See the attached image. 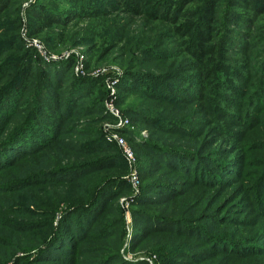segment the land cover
<instances>
[{
	"label": "trees",
	"instance_id": "16d2710c",
	"mask_svg": "<svg viewBox=\"0 0 264 264\" xmlns=\"http://www.w3.org/2000/svg\"><path fill=\"white\" fill-rule=\"evenodd\" d=\"M10 1L0 0L1 19L6 17ZM113 6L123 7L135 14L142 13L147 18L149 22L146 23L149 24V29L144 31L147 34L146 39H143L146 44L142 52L148 57L171 60L172 54L169 50L159 49L157 46L161 42L160 37L162 39L176 37L180 39L183 50L192 58L186 64V70L192 73L190 76L175 71L169 73L168 76H161L150 72L131 73L125 70L118 83L121 97L127 93H135V95L152 100L146 104L147 110L150 111L149 114L131 109L138 114L137 120L147 124L151 129V137L140 139L138 144L139 148L145 151L142 155L137 152L142 185L140 195L136 199V205H138L133 207L136 217L144 216L142 221L151 227L149 232L160 230L169 235L170 231L174 230L180 234L205 240L212 248L215 247V250L227 252L230 264H236L234 258L241 260L249 254H259L264 248L248 246L250 238L248 233L244 236H231L226 233L225 223L228 219L212 217L217 222L218 229L210 231L209 228H204L196 222V219L188 221L185 217H174L150 211L144 206L155 205L162 200L166 210L172 214L176 207L168 203L181 196V193H177V190L173 188L172 182L150 179L149 171H147L150 169L147 167L149 165V159L146 158L148 155L152 156L151 160L157 163V166H163L166 170L170 169L175 173L180 171L189 174L192 176V181L203 180L199 175L204 172L205 166H201L203 157L197 149H187L180 144L160 142L159 139L162 134L167 133L172 137L179 136L186 145L193 142L191 138L198 136L197 133L192 134L195 128L183 125L192 124L190 120L193 118H184V114L193 102L202 105L199 106L198 112L204 110L207 101V107H211L213 113L221 116L230 115L231 118L236 117L235 112L225 109L224 103L221 105L219 102L221 101L219 91L224 89V86L236 88L235 78L246 82L249 76L258 74L259 67H264V59L259 65L255 59V51L247 60L239 57L234 59V63L225 60L227 42L230 41L233 46L238 45L231 25H242L250 31L257 29L258 26L254 24L264 14V0H225L220 18L216 17L219 0H34L28 5L26 12L30 20L41 23L34 25L29 32L49 36L54 25L59 26V30H56V39L63 41L65 32L62 28L67 26L71 18H107L100 20L101 25L107 29L110 38L116 40L119 34L122 35V22L120 16L107 17ZM8 13L15 15L11 19L0 21V79L4 80L0 86V173L17 166L18 160L20 161L22 157L40 152V157L43 159L39 161L37 169L20 176L18 184L22 186L25 183L26 186L33 184L38 187L37 189H44L43 186H39L40 183L63 184L64 182L67 186V193L54 198L52 204L55 206L59 201H65L66 205L60 213V218L62 222L66 221L67 228L60 227L61 235L56 234L59 243H55L53 238L49 240V234H47L42 241L44 245L37 250L36 259L41 260L44 256L47 258L50 256V254H45V250H51L47 247L51 243L55 248L61 244L69 254L66 253L64 257L53 247L52 256L61 255L76 264L75 257L72 255L75 242L84 240L90 233L95 232L97 235L102 232L106 229L108 221L110 225L116 227L109 233V237L116 234L118 236L116 246L121 243L119 239L124 234L121 224V208L117 206L112 210L108 206V200L120 193L122 188H118L117 185L125 186L124 179L110 173L119 168V163L125 165V160L119 148L114 143L106 142L101 132L91 133L95 131L91 127L92 124H96L95 120L100 117V114L99 117L89 116L97 110L100 111L96 105L102 104L104 93L101 87L102 78L75 75L71 71L72 56L53 63L43 62L41 57H33L31 51L24 48L20 39H15L19 20L17 10L9 9ZM44 28L49 29L43 32ZM43 40L47 45L50 43V38H43ZM151 41H153V47L147 45V42ZM113 46H110L107 52ZM240 46L242 51L251 48L247 40L242 41ZM13 50L17 52L11 53ZM35 77L37 79L32 95L24 97L29 81ZM192 85L198 88L207 87V91H194ZM261 85H257L254 92ZM263 98L256 99L255 108L260 107L261 104L258 102ZM157 102H161V105ZM242 103H244L243 100ZM255 108L248 112V116L251 115L254 120L258 119L255 115L257 111ZM82 117L88 119H82ZM213 118L218 120L219 116L215 115ZM37 160L34 157L26 159V162H31L28 167L36 164ZM236 162L237 160L232 165L233 169L224 165H219L217 168L226 169L230 173L234 170L238 173ZM214 164L218 166L215 161ZM238 164L240 169L239 158ZM237 173L234 176H237ZM230 178L232 177H227V182ZM10 183L9 187L7 184L0 187H18ZM160 192L164 195H159ZM257 197L260 199L258 195ZM235 198L236 195L230 201ZM260 207L264 209V202L260 201ZM52 209L48 210L50 213L45 212V215H53L57 208ZM109 212L117 218H108ZM69 214H75L73 222L72 218H67ZM104 214L106 219H104ZM10 224L20 231L36 229L47 231V227H50L45 220L38 221L36 226L26 222L20 225H16L15 222H10ZM51 228L52 226L50 230ZM143 234L134 229V247L138 248L145 244L141 243ZM152 240L161 243V240L156 237ZM98 246L107 252L98 255L91 264H148L144 259L125 260L118 249L112 251L106 248L108 245L98 243ZM155 250L159 264H174L170 258L174 257L171 251L173 249L169 245L162 243ZM176 255L178 256L179 252ZM182 255L196 257L193 252L188 251ZM8 256L0 255V264H7Z\"/></svg>",
	"mask_w": 264,
	"mask_h": 264
},
{
	"label": "rangeland",
	"instance_id": "374dc122",
	"mask_svg": "<svg viewBox=\"0 0 264 264\" xmlns=\"http://www.w3.org/2000/svg\"><path fill=\"white\" fill-rule=\"evenodd\" d=\"M32 1L34 0H11L5 14L6 17L3 19L14 17L15 14L8 13L9 9L17 10L19 20L15 39H20L24 48H28L33 57H41L43 62L53 63L72 56L71 71L75 75L102 78L101 87L104 89L102 104H100L102 106L97 104L96 108L98 107L100 111L97 110L96 113L89 116L99 117L100 114V117L95 120L97 121L96 124H92L91 127L95 131H91V133L101 132L106 142L114 143L118 148V144L109 141L107 135L111 132L121 135L135 155V167L140 181L139 190L135 193L128 181L129 165L123 157L126 166L124 163H119V168L110 173L124 179L125 186L117 185L118 188H122L120 193L108 200V206L112 210L116 209L117 206H120L119 209L121 208V224L124 229V234L119 239L121 243L116 246L118 244L116 234L109 237V233L114 231L116 227L110 225L108 221L106 229L102 232L97 235H95V232L90 233L84 240L75 242L74 254L72 253V255L75 257L76 264H91L98 255L106 253L107 251L100 248L98 243L108 245L106 248L112 251L118 249L122 258L128 261L144 259L148 264H159L155 248L163 243L173 249L171 251L174 253V257L170 258L174 264H230L227 252L215 250V247L212 248L205 240L187 234H180L174 230L170 231L169 235L160 230L149 232L151 227H148L142 221L144 216L136 217L133 211V207L138 205H136V199L140 195L142 185L138 153L142 155L145 151H142L138 144L140 139L151 137V129L147 124L138 121V118H136L138 114L131 109L149 114L150 111L147 110L146 104L152 102V100L135 95V93H127L121 97L118 83L125 70L131 73L136 71L150 72L161 76H168L172 71L182 75H192L186 70V64L192 58L183 50L184 47L180 43V39L176 37L162 39L160 37L161 42L157 47L159 49L164 48L166 51L169 50L172 54L171 60L148 57L142 51L146 44V42H143L147 34L144 31L149 29V24H147L149 21L142 13H131L120 6H113L107 16L116 15L121 18L122 35L119 34L116 40L110 38L107 29H104L101 25L100 20L107 18H71L67 26L62 28L65 32L63 41L56 39V30H59V26L55 25L54 29H51L52 32H49V36H43V33L31 34L29 29L41 23L30 20L27 15L26 10ZM224 3L225 0H219L217 18L221 17ZM247 10L249 11V9ZM139 11L141 12V10ZM3 19L0 18V21L3 22ZM254 26H258L257 29L250 31L242 25H231L238 45L233 46L230 41L227 42L228 49L225 58L227 62L234 63L236 57L244 60L250 59L256 51L255 59L259 65L261 64L262 59H264V14L256 20ZM47 29L44 28L43 32ZM43 38H50L48 44L50 46L45 43ZM246 40L249 41L251 48L242 51L240 45L242 41ZM35 45H40L46 54H41V51ZM112 45H114L112 49L107 52V49ZM147 45L153 47V41L147 42ZM16 52L13 50L11 53ZM43 55L49 56L44 58ZM50 55H55L56 58L50 57ZM36 79L37 77L29 81L24 97L32 95ZM3 82L4 80L0 79V86ZM235 82L236 88L224 86V89L219 91L221 97L219 102L221 105L224 103L225 109L235 112V118H231L230 115L221 116L213 113L211 107H207V101L204 110L198 112L199 106L202 105L193 102L184 114V118H193L190 120L192 124H183L195 128L192 134L197 133L198 136L191 138L193 142L186 145L179 136L172 137L167 133L162 134L159 139L160 142L180 144L187 149H197L203 157L201 158V166H205L204 172L199 175L203 180L192 181V176L189 174L180 171L175 173L170 169L166 170L163 166H157V163L151 160L152 156L148 155L146 157L149 159L147 167L150 169L147 171H149L150 179L172 182L173 188L177 190V193H181V196L168 203L176 207L172 214L166 210L162 200H159L155 205H145L144 207L165 215L185 217L188 221L196 219V222L204 228H209L210 231L218 229L217 222L212 217L216 218L217 216L228 219L225 223L226 233L231 236H244L248 233V237H250L248 246H262L264 248V209L260 207V201L264 202V98L258 102L261 104L260 107L255 108L257 105L256 99L264 97V67H259L258 74L255 73L249 76L246 82H243L240 78H235ZM259 84L262 85L254 92ZM191 87L197 92L207 91V87L198 88L195 85ZM242 100L244 103H242ZM157 104L161 105V102H157ZM254 108L257 109L255 115L258 119L256 120L251 118V115L248 116V112ZM116 114L126 118L127 123L119 125ZM215 115L219 116L218 120L213 118ZM82 119L88 118L82 117ZM119 152H121L120 148ZM39 153L36 152L22 157L20 161L18 160L17 166L0 173V186L4 184L8 186L10 182H12L10 183L12 185H18V187L13 188H8L11 185L0 187V255H9L7 264H75L72 260L61 257L62 254L64 257H66V253L69 254L68 250H65L61 244H58L55 248L51 243L47 246L51 250H45V254H50V256L48 258L44 256L41 260L36 259L37 250L44 245L42 241L46 235L49 234V240L53 238L55 243H59L56 234L57 236L58 234L61 235V228H67L66 221L62 222L60 218V213L66 205L65 201H59L55 206L52 204L54 198L64 196L67 193V186L64 182L63 184L40 183L39 186H43L44 189H37L38 187L33 184H28V186H26V183L23 186L18 184L20 176L37 169L39 161L43 159ZM29 157L38 159L36 164L30 167L28 166L31 162H26ZM238 158L240 159V169ZM235 160H237L238 173L234 170L233 173H230L226 169L217 168L219 165H224L233 169L232 165ZM214 161L218 166H215ZM235 173H237V176H234ZM229 176L232 178L227 182ZM163 192H160L159 195L163 196ZM234 195H236V198L230 201ZM53 207L57 208L54 214L45 215V212H49V209L53 210ZM111 212L107 214V217L117 218V216L113 217ZM69 217L72 218L73 222L75 214H69L67 218ZM104 219H106L105 214ZM44 220L48 226H52L51 230L50 227H47V231L37 229L20 231L14 229L10 224V222H15L16 225H20L26 222L36 226L38 221ZM50 220L51 223H49ZM134 229L139 230V233H144L141 243L144 242L145 244L138 246V248L133 246ZM154 237L161 240V243L152 240ZM53 247L62 254L57 257L52 256ZM186 251L193 252L196 257L183 256L182 254ZM178 252L179 255L177 256L176 253ZM234 260L236 264H264V249L257 255L249 254L241 260L238 258H234Z\"/></svg>",
	"mask_w": 264,
	"mask_h": 264
},
{
	"label": "built area",
	"instance_id": "2783aa9c",
	"mask_svg": "<svg viewBox=\"0 0 264 264\" xmlns=\"http://www.w3.org/2000/svg\"><path fill=\"white\" fill-rule=\"evenodd\" d=\"M38 47L39 51H41V54H46L44 50H42L41 46L40 45H35ZM44 58L48 57L49 55H43ZM50 57H53V58H56L55 55H50ZM78 67V65L76 66V68ZM113 112V111H112ZM116 112L118 113V111L116 110ZM118 119H119V125L120 124H125L127 123V119L124 118V117H120L118 116L117 114L115 115ZM107 139L109 141H114L118 144L122 154H123V157L124 159L126 160V162L128 163L129 165V173H128V181L129 183L131 184L133 190L135 191V193L138 192L139 190V184H140V181H139V176H138V172H137V169L135 167V163H136V160H135V155L132 151V148L127 144V142L125 141V139L119 135L118 133H109L107 135ZM125 208L126 205H124Z\"/></svg>",
	"mask_w": 264,
	"mask_h": 264
}]
</instances>
